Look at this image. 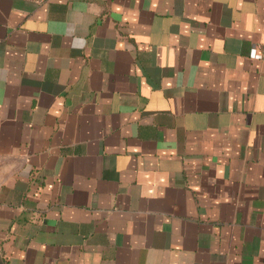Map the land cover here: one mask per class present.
<instances>
[{
	"label": "crops",
	"instance_id": "1",
	"mask_svg": "<svg viewBox=\"0 0 264 264\" xmlns=\"http://www.w3.org/2000/svg\"><path fill=\"white\" fill-rule=\"evenodd\" d=\"M0 264H264V0H0Z\"/></svg>",
	"mask_w": 264,
	"mask_h": 264
},
{
	"label": "built area",
	"instance_id": "2",
	"mask_svg": "<svg viewBox=\"0 0 264 264\" xmlns=\"http://www.w3.org/2000/svg\"><path fill=\"white\" fill-rule=\"evenodd\" d=\"M249 56L251 58H260L262 57V53L258 51V46L253 45L249 51Z\"/></svg>",
	"mask_w": 264,
	"mask_h": 264
}]
</instances>
